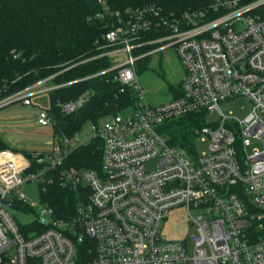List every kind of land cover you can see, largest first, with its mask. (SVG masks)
Here are the masks:
<instances>
[{
	"label": "built area",
	"instance_id": "1",
	"mask_svg": "<svg viewBox=\"0 0 264 264\" xmlns=\"http://www.w3.org/2000/svg\"><path fill=\"white\" fill-rule=\"evenodd\" d=\"M108 14L114 22L96 42L99 54L81 61L108 56V68L64 84H49V77L0 99V109L29 106L41 92L106 73L135 97L91 124L88 142H103L100 171L62 169L87 143L78 133L54 140L48 151L0 150V264H264V0H206L180 14L153 4L114 12L105 4L96 17ZM171 47L186 69L182 94L152 105L137 63ZM239 96L252 105L244 119L220 108ZM88 98L86 92L59 107L72 113ZM215 111L219 119L197 130V139L209 141L201 154L172 146L160 132L168 121ZM37 122L54 125L55 118L42 109ZM57 180L90 190L66 219L43 199ZM29 183L38 184L39 202L21 191ZM180 206L195 229L191 252L187 237L162 235L164 220ZM17 213L34 219L19 224Z\"/></svg>",
	"mask_w": 264,
	"mask_h": 264
},
{
	"label": "trees",
	"instance_id": "2",
	"mask_svg": "<svg viewBox=\"0 0 264 264\" xmlns=\"http://www.w3.org/2000/svg\"><path fill=\"white\" fill-rule=\"evenodd\" d=\"M205 2L206 0H0V99L49 77V84H64L108 68L112 64L108 56L81 62L99 54L96 42H102L103 36L114 22L109 14L104 18L96 17L97 14L104 13L105 4L114 12L153 4L163 8L167 14H180ZM149 59L150 56L138 61L140 70L147 67ZM120 90L121 84L114 80L113 73H106L52 91L48 111L55 118V140L61 143L65 137H73L79 133L86 123H98L101 118L117 114L133 104L134 92L126 89L122 93ZM170 90L173 97L181 96L182 83L170 86ZM86 92H89L88 100L74 112L61 111L60 102L75 101ZM53 96L57 98V104H54ZM205 117L202 113H191L168 121L160 132L166 136L169 144L192 155L197 130L206 125ZM4 149L10 148L0 136V150ZM22 152L29 154V151ZM102 156L103 142L95 138L75 147L61 167L100 171ZM89 192L87 187L64 186L57 180L49 184L43 199L55 209L57 217L66 219L75 214L81 202L87 200Z\"/></svg>",
	"mask_w": 264,
	"mask_h": 264
},
{
	"label": "rangeland",
	"instance_id": "3",
	"mask_svg": "<svg viewBox=\"0 0 264 264\" xmlns=\"http://www.w3.org/2000/svg\"><path fill=\"white\" fill-rule=\"evenodd\" d=\"M124 59V55L120 56ZM138 65L139 81L146 91L150 104L157 105L172 98L170 86L179 84L186 75V69L176 52L171 47L150 56L147 67L140 70ZM47 85H38L37 90H42ZM32 105L12 104L0 109V136L7 142L8 147L15 151H48L52 148L56 138L53 125L44 126L37 122L38 112L51 107L49 92H41L33 96ZM251 102L244 96L232 98L221 102L220 108L224 114L244 119L251 111ZM206 120L215 122L219 119L218 111L207 112ZM92 134L91 124L86 123L78 133V141L88 142ZM209 141L196 139L194 151L198 154L208 151ZM153 167V163L147 165ZM21 191L26 193L30 201H40V190L36 183L24 184ZM194 214H197L193 210ZM34 219L30 213H17L16 221L19 224H28ZM195 229L190 225L188 210L185 206L173 208L170 215L163 222L162 235L169 239H189L190 252L193 248L192 236Z\"/></svg>",
	"mask_w": 264,
	"mask_h": 264
},
{
	"label": "water",
	"instance_id": "4",
	"mask_svg": "<svg viewBox=\"0 0 264 264\" xmlns=\"http://www.w3.org/2000/svg\"><path fill=\"white\" fill-rule=\"evenodd\" d=\"M53 101H54V104H57V98L55 96H53Z\"/></svg>",
	"mask_w": 264,
	"mask_h": 264
}]
</instances>
